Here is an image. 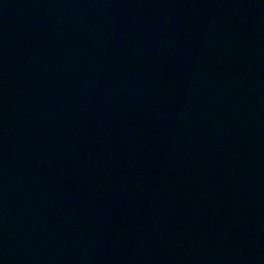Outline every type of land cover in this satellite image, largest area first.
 I'll use <instances>...</instances> for the list:
<instances>
[{
    "label": "water",
    "instance_id": "water-1",
    "mask_svg": "<svg viewBox=\"0 0 264 264\" xmlns=\"http://www.w3.org/2000/svg\"><path fill=\"white\" fill-rule=\"evenodd\" d=\"M0 264H264V0H0Z\"/></svg>",
    "mask_w": 264,
    "mask_h": 264
}]
</instances>
